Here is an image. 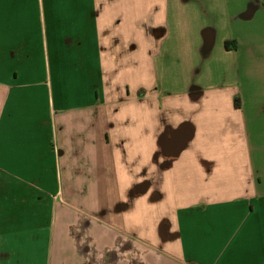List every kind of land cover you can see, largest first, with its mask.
I'll list each match as a JSON object with an SVG mask.
<instances>
[{"label":"crops","instance_id":"0c3cea01","mask_svg":"<svg viewBox=\"0 0 264 264\" xmlns=\"http://www.w3.org/2000/svg\"><path fill=\"white\" fill-rule=\"evenodd\" d=\"M0 264H264V0H0Z\"/></svg>","mask_w":264,"mask_h":264},{"label":"trees","instance_id":"16d2710c","mask_svg":"<svg viewBox=\"0 0 264 264\" xmlns=\"http://www.w3.org/2000/svg\"><path fill=\"white\" fill-rule=\"evenodd\" d=\"M227 44V43H226ZM237 101H238V99L236 98L235 99V104H236V106H238V103H237Z\"/></svg>","mask_w":264,"mask_h":264}]
</instances>
